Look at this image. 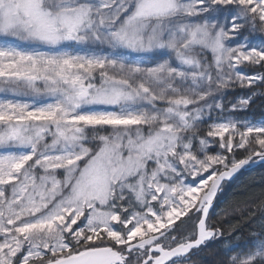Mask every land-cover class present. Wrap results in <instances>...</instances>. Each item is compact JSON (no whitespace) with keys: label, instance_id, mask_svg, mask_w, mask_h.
Here are the masks:
<instances>
[{"label":"snow or ice","instance_id":"snow-or-ice-1","mask_svg":"<svg viewBox=\"0 0 264 264\" xmlns=\"http://www.w3.org/2000/svg\"><path fill=\"white\" fill-rule=\"evenodd\" d=\"M257 97L264 0H0V264H264V196L211 219Z\"/></svg>","mask_w":264,"mask_h":264},{"label":"trees","instance_id":"trees-1","mask_svg":"<svg viewBox=\"0 0 264 264\" xmlns=\"http://www.w3.org/2000/svg\"><path fill=\"white\" fill-rule=\"evenodd\" d=\"M257 34L256 37H258ZM210 57V55L208 54ZM250 94L247 89H236L225 98V102H236L239 98ZM253 122L264 120V98L257 97L248 110L238 117ZM204 127V126H202ZM264 196V165L243 172L238 178L227 183L222 188L216 205L211 213L213 222L222 223L226 233L231 225L240 221V213L249 207H254L253 202H258ZM186 219V218H185ZM242 229L240 239L234 243H246L251 231L255 228H249L246 224L240 223ZM225 258V250L220 243H210L207 247L194 251L190 260L184 264H220Z\"/></svg>","mask_w":264,"mask_h":264},{"label":"water","instance_id":"water-1","mask_svg":"<svg viewBox=\"0 0 264 264\" xmlns=\"http://www.w3.org/2000/svg\"><path fill=\"white\" fill-rule=\"evenodd\" d=\"M262 165H264V164L258 162V163H256V164L251 165V166H246L245 169H242L239 173L235 174L234 177H233L232 179L225 181V182L223 183V186H224L225 184H227V183H232V182H234V181L238 178V176H239L240 174H242L243 172L247 171L248 169H250V168H254V169H255V168H258V167H260V166H262ZM223 186H222V188H223ZM221 193H222V191H220V192L218 193V196H217V198H216V200H215V202H214V207H215L216 202H217V199H218V197H219V195H220ZM214 207H213V209H214ZM213 209H212V211H213ZM212 211H211V213H212Z\"/></svg>","mask_w":264,"mask_h":264},{"label":"rangeland","instance_id":"rangeland-1","mask_svg":"<svg viewBox=\"0 0 264 264\" xmlns=\"http://www.w3.org/2000/svg\"><path fill=\"white\" fill-rule=\"evenodd\" d=\"M257 34H258V33H257ZM257 34H253V36H250V37H249V39H253L254 37H256V36H257ZM208 54H209V55H210V57H211V54H210V53H208ZM210 57H209V58H210Z\"/></svg>","mask_w":264,"mask_h":264}]
</instances>
